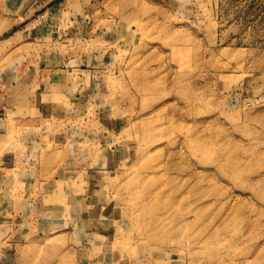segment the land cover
Segmentation results:
<instances>
[{
	"label": "rangeland",
	"instance_id": "1",
	"mask_svg": "<svg viewBox=\"0 0 264 264\" xmlns=\"http://www.w3.org/2000/svg\"><path fill=\"white\" fill-rule=\"evenodd\" d=\"M25 87L0 264H264V0H0V112Z\"/></svg>",
	"mask_w": 264,
	"mask_h": 264
},
{
	"label": "crops",
	"instance_id": "2",
	"mask_svg": "<svg viewBox=\"0 0 264 264\" xmlns=\"http://www.w3.org/2000/svg\"><path fill=\"white\" fill-rule=\"evenodd\" d=\"M61 85H63V84L61 83ZM12 86H14V85H12ZM27 86H29V84H26V87ZM26 89L28 90L27 91L28 92L27 95H24L22 97V95H18V94H15V93L14 94H11L12 97L10 99H11V104H13V105L7 104V105L3 106L2 109L4 111L3 112H0V132H2V134H4L7 130H9V128L11 127L12 124H15L17 126L35 125L36 124L37 118H35L34 116H24V117L14 116L10 121L7 119V114H8L9 111H13L15 113L16 112H18V113L23 112V110H21L20 107H15L14 104H16V105H19L20 104L21 106H23V109L24 110L34 109V107L32 106L33 103H30L29 101H31V96H33V99L32 100H33V102H35V98H34V95L35 94L31 95L32 93H31V91H29V90H31V88H26ZM42 90H43V88H42ZM39 91H41V90H37V92H39ZM29 92L31 94H29ZM39 94L41 95V94H43V92L42 93H39ZM18 96H21V98H18ZM37 113L39 115H41L42 112L39 110ZM31 141H33V140H28L29 143ZM7 163L10 164V162L7 161L6 158L4 160H1L0 161V172L2 174V179L4 177V174L8 170L7 168H11V169L14 168V166L12 167L13 164L11 166L9 164H8V166L5 165Z\"/></svg>",
	"mask_w": 264,
	"mask_h": 264
},
{
	"label": "bare ground",
	"instance_id": "3",
	"mask_svg": "<svg viewBox=\"0 0 264 264\" xmlns=\"http://www.w3.org/2000/svg\"><path fill=\"white\" fill-rule=\"evenodd\" d=\"M155 183V174L148 170L140 187L134 189L135 197L132 199V202H130L135 207V219L139 222L142 221V218L145 219V216L147 217V215L151 217V199L153 200L154 205L160 204V202H170L165 194H161L160 188L154 189L156 187ZM145 226H149V220L147 221V224L145 222Z\"/></svg>",
	"mask_w": 264,
	"mask_h": 264
}]
</instances>
